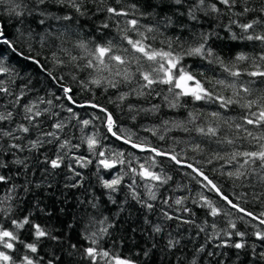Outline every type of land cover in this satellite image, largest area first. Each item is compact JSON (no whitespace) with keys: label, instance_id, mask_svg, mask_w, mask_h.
Instances as JSON below:
<instances>
[{"label":"snow or ice","instance_id":"6c2138e0","mask_svg":"<svg viewBox=\"0 0 264 264\" xmlns=\"http://www.w3.org/2000/svg\"><path fill=\"white\" fill-rule=\"evenodd\" d=\"M0 5L21 23L25 17L37 16L41 25L46 19H54L75 22L81 30L84 25L79 24L80 18L87 22L104 16L95 27L101 33L99 39L81 38L71 24L51 33L52 39L59 41V54L52 53L58 71L49 70L38 54L25 57L51 81L44 95L36 92L30 79L18 84L19 74L0 59V186L6 189L0 196V264H66L65 257L87 260L88 264H140L138 259L121 257L101 247L104 236L117 226L108 217L89 219L82 234L89 246L83 248L72 242L70 232L49 227L47 221L37 222V217L50 220L54 213L64 214L66 209L56 207L58 198L45 203L36 190L43 189L51 198L48 190L54 189L55 177L65 169V189L85 188L88 176L82 170L94 161L97 179L108 191L111 203H117L112 194L120 190L124 177L130 176L126 187L131 199L149 213L159 208L161 223L145 217V223L151 226L145 243H151L136 253L138 257L147 260L153 249H158L165 258L171 254L175 264H227L229 254L221 249H234L237 261L240 254H246L252 264H264V0H144L143 5L115 0L116 6L110 0H0ZM144 20L152 22L142 23ZM205 23L209 25L207 30ZM113 26L117 35L109 37L104 30ZM172 28L179 29V33L168 36ZM221 31L232 41L250 43L254 53L241 52L225 60L213 48L214 41L222 39ZM0 39L17 51L5 38L2 26ZM19 54L24 56L23 52ZM193 56L219 65L223 78H198L182 63L185 57ZM74 85L89 92L91 98L78 100ZM92 86L104 93L113 90L115 99L109 97V103L121 113L126 112L133 126L140 117L159 118L151 128L138 127L159 141L171 139V143L167 147L153 145L139 132L125 128L113 111L97 101ZM196 104L201 108L197 109ZM204 105H214L216 110L208 111ZM165 108L185 109V113L182 118H160ZM76 109H92L91 118L82 119ZM97 122L111 137L148 156L141 162L135 153L126 155L108 148L102 143L107 135L100 136L96 131ZM89 127L94 129L91 134L84 132ZM76 130L81 133L79 137ZM174 130L191 139L185 143L169 137L167 134ZM83 146L87 156L78 154ZM189 152L202 159L194 156L189 162ZM165 161L190 169L186 175L202 190L214 193L229 210L201 193L191 205L206 209L212 222L198 224L188 197L158 195L173 180ZM216 163L219 174L231 182V198L204 170L213 165L215 173ZM117 165L126 170L112 179L99 175L101 169L111 170ZM37 172L40 180L34 181ZM137 180L144 182L146 196L137 191ZM30 194V207L21 216L20 201ZM98 200L93 194L86 203L97 209ZM78 202L84 204L85 200ZM59 203H66V198ZM248 204L258 206L259 211ZM236 213L240 215L233 218ZM217 217L226 219L224 228L218 226ZM169 221L176 222L177 229L190 225L197 231L185 240L179 230L166 232ZM237 221L246 223L251 232L241 230ZM73 227L72 223L67 225L69 230ZM202 233L203 242L194 244V238H201ZM249 236L260 246L250 244ZM190 244L194 245L191 253Z\"/></svg>","mask_w":264,"mask_h":264},{"label":"trees","instance_id":"16d2710c","mask_svg":"<svg viewBox=\"0 0 264 264\" xmlns=\"http://www.w3.org/2000/svg\"><path fill=\"white\" fill-rule=\"evenodd\" d=\"M111 3L115 5V0H110ZM138 2L143 5L144 0H125V3H133ZM158 2V0H157ZM5 6L0 5V26L3 27L5 38L8 39L13 45L16 46L17 51H13L8 44L3 42V39H0V59L3 60L4 64L9 66L10 68L15 70V73L19 74V78L17 79V83L20 84L25 80H31L32 84L35 85V90L40 95L45 94V90L48 89L51 81L47 77V75L31 60L26 59L25 57L29 55H37L38 59L42 64H45L49 70L58 71L54 68L52 63V53L57 52L59 54L58 47L59 41H54L52 39V32L62 31V26L65 24H71V27L74 31L78 32L79 36L83 39H89L90 37H96L99 39L101 33L95 30V27H98L99 24L104 20V16L93 17L85 22L84 18H80L79 24L84 25L83 29L79 28V25L75 22H66V21H58L54 19H46L45 24L41 25L39 23V17L37 16H28L23 19L21 23L15 17H10L6 11L4 10ZM56 15H63V12H57ZM75 20V17H74ZM150 20H144L142 23H151ZM51 26V30L49 29ZM209 25L207 23L204 24V29L207 30ZM31 31H28V30ZM219 30V29H218ZM107 32L109 37H115L117 35V31L113 26L111 29L104 30ZM23 33V35H21ZM179 33V29L172 28L167 32L168 36H174ZM185 37H188L187 32H185ZM222 39L215 40L213 43V48L215 51L225 60H232L238 53L244 52L252 55L254 53L253 47L250 43L232 41L228 38V36L221 31ZM76 39L75 36L72 37L74 41ZM70 46V45H69ZM33 49L34 51H29V49ZM23 52L24 56H21L19 53ZM182 63L185 67L194 74L198 75V78L203 77H215L217 79L223 78L222 69L217 64H209L206 60L200 57H185ZM66 78L68 77L67 70L64 71ZM81 78H83V74H81ZM93 87V91L96 94V99L99 103L104 104L109 110L113 111L114 114L120 118L119 122L127 129L133 132H139L140 136L147 137L148 141L153 145L164 146L167 147L168 144L171 143V139H167L166 141H159L157 137L152 136L148 132H144L141 130L139 125L143 127L151 128L159 123V118L150 117L144 118L140 117L135 122L137 126H133V123L128 120L127 113H121V111L116 108L113 104L109 103V97L115 99L112 95L113 90H109L107 93H104L101 89ZM74 90L77 93V99L81 102L85 99H90L91 94L87 91H81L78 85H74ZM62 95V94H61ZM157 102V101H154ZM195 107L197 109L201 108L200 104H196ZM188 108H193L192 103L190 102ZM203 108L208 111L216 110V106H208L204 105ZM79 112L82 119H90L92 109H76ZM185 113V109L179 110H169L167 108L163 109L160 113V118L163 119H171L173 117L182 118ZM66 115V114H65ZM231 115L235 116L236 113L233 112ZM94 131L92 127L85 129L84 132L87 134H91ZM98 135L105 136L107 138L102 141L104 145H106L110 149H114L117 151H124L127 155L128 153H135L137 157L141 158V162L143 159L148 156V153H141L138 150L131 149L130 146L123 144V142L117 141L114 137H111L110 134L106 133V129L97 122ZM76 135L79 137L81 135L79 130H76ZM169 137H177L183 140L185 143L189 142L191 139L188 134L180 132V131H172L167 134ZM195 135V134H193ZM74 143L78 142L77 140L73 141ZM78 154L88 155L86 146L81 147ZM196 159H202V157L189 152L188 159L189 162H193V157ZM165 166L169 173L173 176V180L170 181L169 185L165 186V188H161L158 192L163 193V195H173V196H184L188 197L187 201L190 206L193 207L195 211V219L198 224H202L203 221L208 220L209 223L212 222V218L206 215V209L198 208L196 205H191V200L198 199L201 193L208 195L214 201V203H218L221 207H224L225 211L229 209L224 206L223 201H220L219 198L214 193H209L206 190H202L200 185L197 184L194 180L190 178V176L186 175L191 170L187 168H182L179 166L173 165L171 162L165 161ZM216 172L212 171L213 165H208L205 167V172L211 178L216 180L217 183L220 184L225 194L230 195L233 192V187L230 181H227L225 177L219 174V163L215 165ZM96 164L95 161L93 165L89 166L88 169H84L88 180L85 184V188L82 189H65L63 187L64 184V176L67 174V170L65 169L61 174L55 177L56 184L54 185L53 190H48L52 192V197L48 198L44 194L43 189L36 190V195L40 196L41 199H44L45 203H50L51 199H56V207H64L66 212L64 214H60L59 212L54 213L53 217L49 220L45 217H37V222L44 223L47 221L49 227H54L60 229L62 232H70L72 236V242L77 243L81 248L88 247L89 242L85 240L82 234L86 231V226L88 225V221L92 216H95L98 220L103 217H108L109 221H114L116 223V227L110 229V234L104 236L101 240V247L109 249L113 254L119 255L121 257H127L130 259H138L140 264H175L173 257L169 254L166 258L164 254L158 249H153L150 254V258L147 260L141 255L137 256L136 253L140 252L141 248H145L150 246V241L146 244L147 234L151 233L150 224L145 223V217L152 221L153 223H161L162 217L160 215L159 208H157L154 212H147L146 209H143L140 204H138L135 200L131 199L130 190L126 187L128 183H130V176L124 177V184L121 185L120 190L117 193L112 194L114 199L116 200V204L111 203L108 199V191L103 189L97 179L96 173ZM126 169L124 166L117 165V167L107 171L101 169L99 175L105 179H110L113 172H117V174H122ZM34 181L40 180V173L37 172V175L32 178ZM137 191L146 196V190L143 186L144 182L137 180ZM88 189V191H85ZM6 189L3 186H0V196H3ZM95 194L99 197L98 200V208L92 209L86 201L91 199L92 195ZM20 196L23 197V192L20 193ZM66 198V203L60 204L59 201H64ZM85 200L84 204H80L79 200ZM126 201V202H125ZM32 202V195L30 194L28 197L22 199L19 204V214L22 216L30 207ZM250 209L259 211L258 206H254L252 204L246 205ZM121 207L124 209L120 211ZM239 213H236L233 218L239 216ZM217 224L220 228H224L227 221L224 217L216 218ZM72 223L74 227L72 229H68L67 225ZM238 227L241 230H247L251 232V229L248 228L246 223H241L237 221ZM99 227V225H97ZM135 228L136 232H132L131 229ZM143 230V231H142ZM179 230L184 236L185 240L188 239L190 235H194L197 231L196 228L190 225H180L179 229H177L176 222H167L166 232L167 231H177ZM203 233L201 234V238L195 239L194 244H199L203 242ZM160 240V237H157ZM249 243L255 242L257 246H260L258 241H255L254 237H248ZM162 243V241H161ZM193 244L188 246L189 253H191ZM47 251V249H45ZM221 251L228 252L227 264H252L250 257L246 254H240L239 261L236 260V250L234 249H221ZM177 257H180V253L176 254ZM66 264H88L87 260L78 261V260H69L68 257H65Z\"/></svg>","mask_w":264,"mask_h":264},{"label":"rangeland","instance_id":"374dc122","mask_svg":"<svg viewBox=\"0 0 264 264\" xmlns=\"http://www.w3.org/2000/svg\"><path fill=\"white\" fill-rule=\"evenodd\" d=\"M107 171H109V170H107ZM116 175H118L117 172H113L110 179L114 178Z\"/></svg>","mask_w":264,"mask_h":264},{"label":"water","instance_id":"95a60500","mask_svg":"<svg viewBox=\"0 0 264 264\" xmlns=\"http://www.w3.org/2000/svg\"><path fill=\"white\" fill-rule=\"evenodd\" d=\"M120 142H122V141H120Z\"/></svg>","mask_w":264,"mask_h":264}]
</instances>
